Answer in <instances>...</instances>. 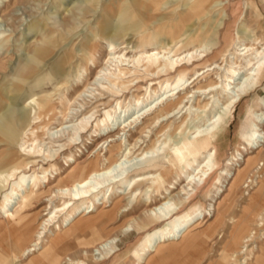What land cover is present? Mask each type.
I'll use <instances>...</instances> for the list:
<instances>
[{
	"label": "rangeland",
	"instance_id": "obj_1",
	"mask_svg": "<svg viewBox=\"0 0 264 264\" xmlns=\"http://www.w3.org/2000/svg\"><path fill=\"white\" fill-rule=\"evenodd\" d=\"M108 1L0 0V41H3L0 43V104H7V99L15 98L17 107L26 108L33 96H49L56 111L53 118L45 119L39 125L36 141H33L43 149L51 148L56 155L49 156L47 161L38 156L43 162L26 170L28 174L33 171L38 177L45 175L50 179L49 186H43L38 195H33L27 207L15 215V218L20 219L18 227L11 229L9 221L13 219L8 221L0 217V264H43V249L55 233L61 239L60 245L67 250L68 245L97 238L90 230L83 231L86 224H79V216L64 226L62 219L66 209L55 211V208H63L62 204L68 197L62 198L52 193L49 204L46 201L48 198L44 196L50 193L52 187L69 184L73 179L81 178L93 169L103 168L119 157L117 146L123 139L105 142L106 136L116 134L119 130L116 129V123L106 121L105 114H114L115 111L119 114L121 109L116 107V103L123 107L121 116L125 117L141 109L145 102L151 100L150 95H154L152 89L163 91L165 78L158 79L142 71L138 75L139 82L135 83V80V85L124 93L105 92L98 87L99 82L94 85L92 82L101 67H106L107 71L114 69V63L105 65L110 43L116 53L126 52L131 56L138 53L141 46L149 50L153 44L155 47L169 44L170 38L161 33L164 30L177 39L175 53L183 57L190 51L181 62L184 65L179 66L188 67L184 80L186 83L179 87L185 90L180 91L178 88L175 91H180L179 95L183 97L182 107L179 108L181 112L162 121V125L154 121L157 113L147 115L141 123L127 127L128 131L121 137L131 145L140 141L134 155L155 146L156 150L161 147L160 156L167 148L169 151L174 150L186 136L191 137L196 131L206 132L207 129L218 128L214 159L205 167L211 173L209 176L205 174L203 180L196 179L193 187L188 188L183 201L173 197L178 209L170 216L183 214L194 204L202 206V213L196 218L200 217L199 223L184 238L148 247L153 233L171 229L168 215L157 220L150 218L147 212V209L163 199L159 200L151 190L153 187L149 186L145 178L149 174L145 175L144 183L139 185L137 196L132 195L131 188H126L125 183L115 184L113 195L108 199V194L102 198L101 193L94 201L98 208L91 213L105 221L100 231L104 238L115 237L111 241L115 248L101 264H264V143H255L250 147L242 136L253 128V123L257 124L256 128L264 131V75L242 93L231 112L229 110L232 107H226L225 104L227 95L220 88L225 83L220 76L225 74L229 62L239 57L236 54L241 51L237 48L243 47L239 44L250 46L252 50L264 51V0H254L256 9L250 8V0L230 2L223 19L229 24L226 36L229 42L220 39L224 33L223 28L217 37L220 41L218 49L223 50V57L210 55L217 45L215 36L210 37L207 45L204 44L207 39L202 40L204 46L199 48L201 52L194 51L199 46L194 38L186 39L198 29L215 26L217 17L214 14L219 12L217 7L210 13L203 7L191 8L184 14L193 0H158L151 9L148 6H135L130 17H111L112 30L103 35L98 32V27L107 15ZM135 1L139 0H129ZM54 31L63 32L61 46L42 61L43 57L39 53L41 40ZM86 41L96 44L93 61L85 58L82 51L81 44ZM31 56L42 63L35 67L29 77L25 67L29 65ZM207 67L210 69L204 74L197 73ZM59 70L61 73H57ZM107 71L100 75V82H105V77H109ZM178 77L176 72L171 73L170 87L167 89L174 87ZM194 78L197 79L191 83ZM211 82L218 84L217 92L195 93L194 89L205 88ZM159 85L162 86L161 90ZM81 91L85 93L80 95ZM228 92H233V89L229 88ZM134 96L140 102L136 103ZM250 112H253L254 117H250ZM64 113L68 118L63 117ZM83 116L85 119L81 120ZM221 119L224 121L222 126ZM63 122L69 127L63 132H56ZM105 125L107 128L113 127L111 133L106 134ZM50 130L54 132L53 138L49 136ZM235 149L238 152H234ZM17 152V144L0 141V169L2 164L16 157ZM206 154H198L197 161H201ZM66 156L72 157L75 162L66 161ZM192 158L183 156L176 163L161 157L154 161L161 170L168 172L165 178L177 180L171 194L176 195L182 184L187 182L177 173L181 167L186 169V164ZM18 162L16 160L14 163ZM154 162L142 165L144 172L138 169L129 172L127 179L133 175L153 172L151 165ZM187 169L190 172L193 170ZM2 180L0 202L10 188L9 182ZM37 182L41 186V180ZM47 205L51 206L55 218L47 226L44 238L40 237V243L34 247V251L23 255V249L31 244L30 238L40 227V220L46 217L42 214L48 212L45 210ZM86 206L89 204L83 207ZM125 225L129 227H123ZM122 228L123 232L120 233ZM246 236H250L248 241H244Z\"/></svg>",
	"mask_w": 264,
	"mask_h": 264
},
{
	"label": "bare ground",
	"instance_id": "obj_2",
	"mask_svg": "<svg viewBox=\"0 0 264 264\" xmlns=\"http://www.w3.org/2000/svg\"><path fill=\"white\" fill-rule=\"evenodd\" d=\"M88 1L91 2V0ZM156 1L158 0H139L135 2H129V0H109L106 8L107 15L100 23L98 32L104 35L108 34V32L112 30L110 23L111 17H130L134 12L133 10L136 9L135 6H148L151 9L155 6ZM231 1L232 0H193V4L184 11L185 13L183 12L184 14H187L191 8L198 9L206 7L208 9V13H210L215 7L219 9V12L214 14V16L217 17V20L213 28L210 26L204 30L198 29L186 37V39L194 38L195 41H197L199 46L194 50L195 52L202 51L199 50V48L204 46L202 40L207 39L204 43L207 45V43L210 42V37L215 36L214 41L216 40L217 43L215 44L217 45L212 49L210 55L214 57L220 55V57H223V50L221 48L218 49V44L220 41H218L217 37L220 35V29L223 28L224 33L220 39L225 43L229 42L226 37L229 24L228 21H223V19L227 15L225 14L227 11L226 8L229 6ZM249 5L250 8L253 7L256 9L254 0H250ZM161 33L170 38L169 44L157 47L153 46V44L151 45L152 47L150 46L151 49L149 50L146 49L147 47L141 46L140 51L138 53L132 54L131 56L125 54L126 52L123 54L116 53L115 47H113V44L110 43V48L107 53L108 57L105 58V65H111L114 63V69L109 71H107L108 69L106 67H101L98 69L92 82L93 85L96 84V82H99L98 87L105 92L119 93L121 91L124 93L126 90L135 85L133 84L135 80V83L139 82V80L137 81L139 78L138 75L143 71L144 73L152 74L158 79L165 78V87L161 92H156V90L152 89V93H154V95H150L151 100L147 103L145 102L141 109H138L137 111L127 115V117L124 115L121 116L123 107L117 103L116 107L121 109L119 114L117 111H115L114 114L110 112L105 114L106 121L109 122L111 120L113 123L117 124L116 129L119 128L116 134L106 136L105 142L111 143L112 141L116 140V138L123 139L117 146V154L119 155L118 158L113 159L107 166L103 168L93 169L89 171L87 175L81 178L73 179L69 184L52 187L50 193L44 196L48 198L46 201H48L49 204L52 201V193H55L56 196L62 198L68 197L66 202L62 204L63 208H55V211L66 209L62 219L64 226L69 225L74 221L75 217L79 216L81 220L79 221V224H86L83 227V231L90 230L89 232L97 236V238L94 240L90 239L88 241L77 242L75 244L68 245L69 247L67 250L65 246L60 245L61 239L57 237V233H55L51 240L47 242L48 245L43 249V264H101L102 260L106 259V256L111 252L112 249L115 248L113 244L111 245V241L114 240L115 237L104 238L100 231L104 226L105 221L100 216L95 217L96 215L94 216L91 213L96 212L98 208L94 204V201L98 199L100 194L102 193V198L108 194L109 199L113 195V188L117 183H125L126 188H131L132 195L137 196L136 193L138 191V187L144 183L146 178L150 183L149 186L153 187L151 190L159 197V200L161 198L163 199L159 204L154 206L152 205L151 208L147 209V212L150 218H155L157 220L168 215V219H171L168 222V225L171 226V229L162 231V233H153V235L149 238L148 247H156L159 243H163L165 241L175 242L179 238H184L195 227V225L199 223L198 220L200 217H198V219L196 218L197 216H200V213H202V206L197 204H194L183 214H179L178 216L174 217L170 216L177 208V204L173 201V197H177V199L183 201L185 199V195L188 194V188L193 187L195 180H203L205 177H202L205 174L209 176L211 173V171L208 172V169L205 167L208 165L210 160L214 159L215 135L218 128H214L212 130L207 129L206 132H203V130L196 131L191 137L186 136L185 139L181 141V143L177 145L174 150L169 151L167 148L164 150V152H161L162 155L160 156H158L161 149L160 146H158L160 147L158 150L155 149V146H151L149 149H144L140 153L134 155V153L139 149H135V147L140 141H137L135 144L133 143L131 145L130 143L127 144V142H125L126 139L121 137L126 134V131H128L127 127L131 128L133 127V124H137L138 122L141 123L147 115L149 116L150 114L153 115L157 113V115H155L154 121L156 123L161 122L159 125H162V121L168 120L171 117H174L178 112H181V110L179 111V108L182 107L183 97H181L179 94L180 91L183 89L185 90V88L179 87L186 83L184 80L185 76L187 75L186 70L188 67L185 66L180 68L179 66L184 65L181 62L186 56L189 55L190 51L187 52V54L183 57L175 53L174 47L177 44L176 37L170 32H166V30L162 31ZM4 37L6 38L8 36ZM62 38L63 32L54 31L41 40V51L39 53L43 57V60L41 59L42 61H44L45 58L50 57L54 49L61 46L60 41ZM2 42L3 41H0V43ZM81 45L85 58L93 61V54L96 44L94 42L86 41ZM239 45H243V47L237 48L241 51H238L236 54L239 56L238 59L231 60L229 65L225 68V74L220 76V78L223 77L225 81V83H223L220 88H223L222 91H225L227 95V99H225L226 107H232L229 112H231L235 107L242 93L247 91L249 87H251L255 82H258L264 75V51H260L258 49L252 50L250 46H245L243 43ZM205 51L206 49L203 50V52ZM192 53L193 52H191V54ZM68 59L69 57L67 60ZM29 60L30 63H28L29 65H27L25 69L27 70L26 75L30 77L34 73L35 67L37 68L39 64L42 63V61H39L32 56ZM192 65H194V63H192ZM215 67L216 66L214 65L213 68ZM208 69L210 68L207 67L201 72L197 73L202 75ZM104 71H107L109 75V77H105L106 83L99 81L101 77L100 75L103 74ZM173 72H176L179 77L175 82L174 87L167 89L168 86L170 87L169 79L171 73ZM57 73H61V71L59 70ZM195 79L197 78H194L191 83H193ZM230 84L234 85L229 87ZM159 88L161 90L162 86L159 85ZM178 88L180 91L175 93L176 89ZM217 88L218 84L216 82H211L205 88H196L194 90L196 94H206V92H217ZM229 88H232L233 92H228ZM82 93L85 92L81 91L80 95ZM101 94L102 93H99V95ZM215 95L213 94L212 96ZM3 97L6 98L4 95ZM7 100V104H0V141H9V143L12 142L17 144L19 152H17L18 155L16 157L11 156V160L2 164L0 169V179H3L2 181L9 182L10 184L8 194H5L2 201L0 202V217H4L8 221L9 219H13L9 221L11 222L10 228L12 229L18 227V223L20 222V219L15 218L17 217L15 215L27 207L33 195H38V192L43 186V188H47L49 186L50 179L45 175L38 177V174L34 173L33 171L32 173L28 174L26 170H30V168H33L34 165L36 166L37 163L43 162L44 160L47 161L49 156L52 157L56 155V152L52 151L51 148L46 147L43 149L40 144L33 142L34 140L36 141L37 138L36 129H38L39 125L43 124L45 119L49 120L53 118L56 111L53 108L52 101L49 96H33L27 105L28 107L26 108L17 107L15 98H9ZM134 100L136 103L140 102L137 96H134ZM1 102L0 95V103ZM184 107L185 105H183V108ZM124 111L126 112V110ZM249 115L250 117H254L253 112H250ZM63 117L66 119L68 118V115H65L64 113ZM85 117H81V120H84ZM223 123L224 121L221 119L220 125L222 126ZM64 124L65 122L61 123L60 128L56 129L55 131L63 132L67 127H69L65 126ZM256 127L257 124L253 123V128L249 129L248 133L242 134L250 147L255 143H264V131ZM80 128L81 127H79L78 130ZM105 128L106 134L111 133L113 130V127L111 126L107 128L105 125ZM161 128L165 129V126H162ZM49 136L51 138L55 136L52 130L49 131ZM259 138H263V140L261 141ZM163 143L166 144V141ZM107 146H110V144ZM211 150H213V153H211ZM204 152H207V154L203 156L201 161H197L196 157L198 154L201 156ZM234 152L238 151L235 149ZM38 156H41L43 161L38 159ZM183 156H193L191 162L186 164L187 168L193 170L190 172L187 168H180L177 175L183 176L187 182L182 184L181 189L176 195L171 194V190L175 189L177 180H171L170 177L165 178V176L168 175V172H165L166 170H161L159 168V164H155L154 161L161 157L176 163L180 161ZM71 158L72 157L70 156H66V161L75 162V159L72 160ZM16 160H19L20 163H14ZM152 161L154 162L151 165L154 170L153 172L133 175L131 178L127 179L129 172L135 169H138L140 172H144V167L142 165ZM244 161L246 162V160ZM193 162L196 163V165H194ZM50 167L54 168L53 165H50ZM147 174H149V176L145 177ZM37 180H41V186L38 185ZM165 183L166 185H164ZM168 196L169 198H166ZM86 203L89 204V206L83 207ZM102 203L103 201L100 202V204ZM50 208V205L45 207V210L48 212H45L42 215L46 217L40 220V227L35 232V235L30 238L31 244L23 249V255L34 251V247L39 245V240L41 239L40 237H43V233L45 232L47 226L53 222L55 215L52 214L54 212ZM123 227L126 228L129 226L125 225ZM121 232H123V228L120 229V233ZM244 238V241H248L250 236H246Z\"/></svg>",
	"mask_w": 264,
	"mask_h": 264
}]
</instances>
